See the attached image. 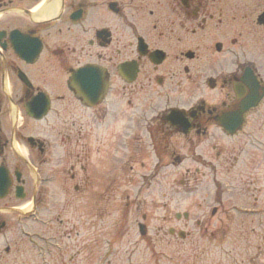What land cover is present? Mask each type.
<instances>
[{
    "label": "flooded vegetation",
    "instance_id": "1",
    "mask_svg": "<svg viewBox=\"0 0 264 264\" xmlns=\"http://www.w3.org/2000/svg\"><path fill=\"white\" fill-rule=\"evenodd\" d=\"M182 165L213 231L264 247V0H0L3 236L23 195L73 248L78 200L100 236L116 190L127 213Z\"/></svg>",
    "mask_w": 264,
    "mask_h": 264
},
{
    "label": "rangeland",
    "instance_id": "2",
    "mask_svg": "<svg viewBox=\"0 0 264 264\" xmlns=\"http://www.w3.org/2000/svg\"><path fill=\"white\" fill-rule=\"evenodd\" d=\"M186 168L182 165L161 169L159 176L154 178L152 192L150 191L148 197L144 200L146 202L145 206L140 204L142 209L138 207L137 213V210L132 211V207L128 217L124 216L121 221L126 228L130 225V230H128L125 238L117 244L113 242L108 244L110 238L107 235L98 236L94 233V235L88 237V231H91L88 216H90L89 213L95 211L92 200H90V209L87 207L88 203L85 200H78L79 202H76L77 208L76 205L73 206L75 209L68 208L63 214V218L74 223L77 228L80 238L78 247L82 249L84 244H88V252L85 251V253H90L89 258L82 254L78 262L72 264H96L98 258L102 255H105L102 264H264V255L255 258L254 255L258 252L257 249L255 247H245L243 241L239 237L237 238L236 235L233 243V238H229L228 241L226 240L223 243H212L209 240L211 229L206 234L199 232L196 221L201 216L197 207L202 202L205 191L195 190L192 184H190L191 189H180L178 182L184 178ZM189 170L193 172L194 168L192 167ZM112 172H115V168ZM138 186L140 185L138 184ZM119 191L116 190L113 193L114 197L116 195L115 198L106 199L104 211H106L107 217L101 222L102 228H98L100 231L104 229L106 233L116 228L123 229L118 220L119 209L123 206ZM164 195H167L168 198L163 199ZM120 200L121 205L119 206ZM165 207H168V209ZM205 210L208 212L204 218L210 220L209 209L205 208ZM185 211L190 212L187 220L181 219L178 221L174 219L175 213ZM47 212L41 213L39 218L46 225H49L48 228L38 225L32 220L25 219L20 222V225H17L16 222L11 223L14 229L10 230L7 236L11 253L3 259L2 264H39L35 247L31 245L34 242L21 235L22 230L31 236L44 234L47 239L57 245L56 247L60 251L63 250L60 254L53 256L52 264H70L67 260L70 254L68 249L70 250L71 244H75V242H68L70 239L62 237L61 228L51 219L54 216L49 211ZM144 213L147 215L145 218L147 219L148 240L142 242L137 231V223L145 224L142 220ZM10 217H16V215ZM169 228H173L175 231L182 230L190 233V235L184 241H181L176 236L172 238L168 235ZM254 239L255 237L250 235L249 240L253 241ZM82 241H84V244H82ZM5 244L0 236V252L3 251ZM64 244L68 245L69 248L64 247ZM62 255H64V258H61Z\"/></svg>",
    "mask_w": 264,
    "mask_h": 264
},
{
    "label": "water",
    "instance_id": "3",
    "mask_svg": "<svg viewBox=\"0 0 264 264\" xmlns=\"http://www.w3.org/2000/svg\"><path fill=\"white\" fill-rule=\"evenodd\" d=\"M183 217L186 219V218H187V215H183ZM179 218H180V216H179V215H176V219H179ZM144 232H145V231H144V227L140 226V233H141V234H144ZM169 233H170V234H173V231L170 230ZM177 235H178V237H180L181 239H183V238L185 237V234H184L183 232H181V231L178 232Z\"/></svg>",
    "mask_w": 264,
    "mask_h": 264
}]
</instances>
